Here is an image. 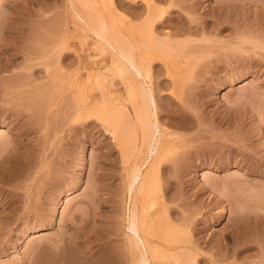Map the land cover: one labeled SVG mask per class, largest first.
I'll list each match as a JSON object with an SVG mask.
<instances>
[{"label": "rangeland", "instance_id": "rangeland-1", "mask_svg": "<svg viewBox=\"0 0 264 264\" xmlns=\"http://www.w3.org/2000/svg\"><path fill=\"white\" fill-rule=\"evenodd\" d=\"M69 2L0 0V264L128 262L126 181L146 149L140 136L135 142L133 115L115 118V100L131 111L128 92L92 34L74 31ZM73 2L108 26L129 16L130 4L152 2L171 18L156 34L184 30L175 37L184 64L165 59L169 70L156 61L151 71L160 142L176 150L162 162L159 185L149 184L163 199L142 204L148 213L166 205L164 238L188 221L203 237L194 261L164 255L160 264H264L242 259L256 250L236 251L258 240L263 247V235H247L246 245L224 238L236 218L252 227L255 214L264 217V0H113L112 15L100 0ZM81 55L87 68L76 83Z\"/></svg>", "mask_w": 264, "mask_h": 264}, {"label": "bare ground", "instance_id": "bare-ground-1", "mask_svg": "<svg viewBox=\"0 0 264 264\" xmlns=\"http://www.w3.org/2000/svg\"><path fill=\"white\" fill-rule=\"evenodd\" d=\"M69 1H70L69 3H70L72 15L76 21V24L78 25V27L75 25L76 29L74 31L78 32L76 30H78L77 28H79L82 31H85L86 33L90 32L92 34L93 36L92 39L96 43V46H100L104 48V51L108 53L112 66L114 68L115 76L120 81L122 86L125 87L124 89L127 90L126 93L128 92L127 93V96H129L128 103L131 104L132 113L127 107L122 106L118 100H115V102L117 103L116 106L117 108L115 107V111L113 109L115 118L117 114L119 116L122 115L125 116V114H127L128 116L130 114L131 116L133 115L132 120L130 119L129 120L134 126V130L133 129L132 130L135 135L134 138L135 142H138L140 136L141 146H145L146 149V157L144 162L133 165L130 174H128V179L126 181L127 182L126 192L129 194L128 207L125 218L126 242L124 241L125 253L128 258L127 264H160L161 260L164 258V255L165 257L168 255L170 257L175 258V262H179L180 259L185 261H194L197 255L195 252H197V246L199 243L198 241L203 237L201 235V231H199V228H197L196 226L198 223H195L196 221L195 222L188 221L189 223L186 222L182 226H179V228L175 229V231L179 232L178 235H175L174 237L164 238L163 235L161 234V231L164 229V227L166 226L170 227V225L172 224L169 218L163 219V213L167 211L166 205L163 202L158 201L159 210L157 208L156 211L153 210L154 212L151 213L145 212L144 209L145 205L143 207V204H145L143 203V201L148 198L150 199L152 196L155 197L156 195V198L160 197L163 199V196L161 197V192L157 190L158 187L156 188L158 192L155 191L154 188H153L154 191L151 192V193L156 192L155 195L150 194L149 187L153 183V181L156 182L153 184H156V186L159 185L157 184V182L159 181L157 177H159L158 175L162 167V162L163 164L165 162V164L167 165L168 162L166 163V161L168 160L169 156L171 159L172 157L171 153H173L176 150L173 144L168 143L164 146V144L160 142L162 134L159 123L157 121V103L154 94L155 89L151 81L152 78L151 71L153 66H155L156 64L155 63L156 61H163V63H165L166 69H168L166 62L164 61L165 59L172 63L171 64L172 68L176 67L177 65L184 64L178 59L180 57H183L181 52L178 51V48H180L182 44L179 41L175 40V37L177 35L184 32L183 27L181 25L180 26L176 25L175 26L176 30L174 32L159 31V34H156L155 30L157 28L159 29L164 28L163 27L164 24L167 21H170L171 18L167 16H163L162 15L163 10L156 8L152 4V2L150 5L146 6V9L144 7H140L139 5L132 6L130 4V8L133 9L131 10L132 13L129 16H127L126 13H125L126 15L122 14L120 15L122 16L121 18L119 16L117 17L114 15L116 19L119 20L120 18L118 24L116 23V25H114L113 23L114 26H111L112 22L110 23L108 20V23L110 24V26H108V24L104 20L107 18L102 19L100 17L101 19L98 18L97 21L94 20V18L86 19L84 13H81L80 11L78 10L76 11V9L75 10L73 9L74 8L73 0H69ZM93 1L81 0L84 6L83 8H85L86 6L90 7ZM107 2L109 5L108 8H107ZM100 3L102 4L101 5L102 7H103V3H106L105 4L106 6L104 5V7H106L105 9L107 10L106 12H109L111 15L113 13L114 14L117 13L115 12L117 9L115 7V4L113 5V0H100ZM124 3H122V5ZM128 5L129 4L125 6ZM119 7L117 6L118 9ZM121 11L122 10H120L119 14L121 13ZM90 13L92 14L91 11ZM140 18H142L141 22L133 23L134 19H140ZM187 29L189 31L190 27H188ZM66 48L67 47L64 44V47L62 49L59 48V50H57L58 51L57 55L59 58L63 57V56L61 57V55H63V51ZM70 64L71 62L68 65ZM75 64H76L75 70L70 75V77L73 79L74 82L77 83L81 80V78H83L84 71L86 70L87 66L83 61L82 55L78 57V59L75 61ZM87 77L90 78V76ZM158 89H161L160 82ZM116 92L118 93L115 98L118 99L120 88L116 89ZM104 103L106 105V102ZM84 106H85L84 102L81 103L77 102L76 109L74 111L78 112L79 110L84 108ZM106 109L108 108L106 107ZM119 112H121L120 114L122 115H120ZM78 114L79 113H77V115ZM119 122H120V118H119ZM148 159L150 160L149 161L150 163L148 162ZM170 159L169 162H171ZM147 162L148 165H146ZM173 164L176 165V163H172V165ZM142 167L145 168L144 172L141 169ZM139 194L140 195L145 194V196L141 197V199L138 201L136 199V196H138ZM225 209H226L225 205L220 207V212L221 213L224 212ZM259 212H264V209ZM235 220L230 230L227 233H225L224 235L225 239L227 240L231 239L235 241L236 239L239 238V242H241L242 244L246 242V240L248 239L247 244H249L248 241L249 240L251 241V239L246 237L247 235L249 237L251 235H254L256 236V239L257 238L259 239V237L263 235L264 238V217L262 215L255 214L253 216L252 223H254L253 224L254 227L253 226L247 227L244 225V222L242 226L241 225L242 220H240L241 222H239V220H237L236 222ZM256 231L258 232L256 233ZM182 232L187 233L185 239H181L180 233ZM257 235L260 236L257 237ZM256 239H254V241ZM258 242L259 245H257V247L254 246L249 247L244 243L246 247L244 246L243 248H241V246H243L244 244L243 245L240 244L241 246L239 247L241 249L237 248L236 251L237 253L242 254L244 252L256 250V253H250L243 256L242 259L244 261L248 260L249 257H252L253 261L264 259V245L262 247L260 244L261 241L258 240ZM256 243L254 244L256 245Z\"/></svg>", "mask_w": 264, "mask_h": 264}]
</instances>
